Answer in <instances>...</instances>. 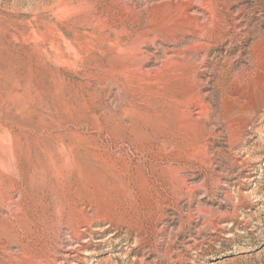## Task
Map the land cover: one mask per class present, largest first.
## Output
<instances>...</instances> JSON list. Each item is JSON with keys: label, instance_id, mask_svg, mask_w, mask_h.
<instances>
[{"label": "rangeland", "instance_id": "rangeland-1", "mask_svg": "<svg viewBox=\"0 0 264 264\" xmlns=\"http://www.w3.org/2000/svg\"><path fill=\"white\" fill-rule=\"evenodd\" d=\"M0 264H264V0H0Z\"/></svg>", "mask_w": 264, "mask_h": 264}]
</instances>
